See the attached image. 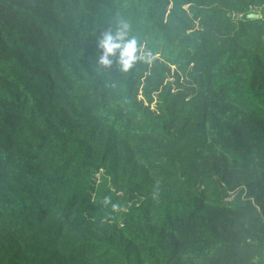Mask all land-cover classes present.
<instances>
[{"label": "trees", "instance_id": "obj_1", "mask_svg": "<svg viewBox=\"0 0 264 264\" xmlns=\"http://www.w3.org/2000/svg\"><path fill=\"white\" fill-rule=\"evenodd\" d=\"M263 261L264 0H0V264Z\"/></svg>", "mask_w": 264, "mask_h": 264}, {"label": "clouds", "instance_id": "obj_2", "mask_svg": "<svg viewBox=\"0 0 264 264\" xmlns=\"http://www.w3.org/2000/svg\"><path fill=\"white\" fill-rule=\"evenodd\" d=\"M129 25L123 21L117 28L115 33L111 30L104 32L98 41V47L102 54L99 58V64L105 68H109L115 62L119 64L122 72L130 71L138 60L145 57L141 55L142 47L139 45L135 37L129 38ZM105 204L110 203V198L106 197ZM118 205H113V209Z\"/></svg>", "mask_w": 264, "mask_h": 264}, {"label": "water", "instance_id": "obj_3", "mask_svg": "<svg viewBox=\"0 0 264 264\" xmlns=\"http://www.w3.org/2000/svg\"><path fill=\"white\" fill-rule=\"evenodd\" d=\"M247 16L250 17V18H259V14L258 13H249Z\"/></svg>", "mask_w": 264, "mask_h": 264}, {"label": "rangeland", "instance_id": "obj_4", "mask_svg": "<svg viewBox=\"0 0 264 264\" xmlns=\"http://www.w3.org/2000/svg\"><path fill=\"white\" fill-rule=\"evenodd\" d=\"M175 68V66H172V69Z\"/></svg>", "mask_w": 264, "mask_h": 264}, {"label": "built area", "instance_id": "obj_5", "mask_svg": "<svg viewBox=\"0 0 264 264\" xmlns=\"http://www.w3.org/2000/svg\"><path fill=\"white\" fill-rule=\"evenodd\" d=\"M262 264H264V261H263V263Z\"/></svg>", "mask_w": 264, "mask_h": 264}]
</instances>
